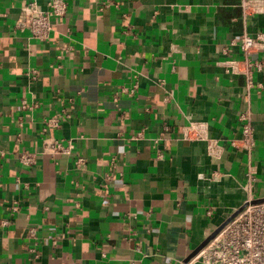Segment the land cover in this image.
Listing matches in <instances>:
<instances>
[{
  "label": "crops",
  "instance_id": "crops-1",
  "mask_svg": "<svg viewBox=\"0 0 264 264\" xmlns=\"http://www.w3.org/2000/svg\"><path fill=\"white\" fill-rule=\"evenodd\" d=\"M29 1L47 0H0V219L10 220L0 264H181L244 201L249 162L253 195L264 196V90L246 99L244 77L220 64L231 38L264 31V0L246 17L241 0H65L43 42L13 27ZM255 79L264 85V68ZM135 82L134 95L113 100ZM22 99L36 106L22 109ZM248 108L249 156L230 143ZM62 109L49 133L72 139L73 153L20 165L17 152L39 151L43 119ZM193 120L208 124L219 159L181 138Z\"/></svg>",
  "mask_w": 264,
  "mask_h": 264
},
{
  "label": "built area",
  "instance_id": "built-area-1",
  "mask_svg": "<svg viewBox=\"0 0 264 264\" xmlns=\"http://www.w3.org/2000/svg\"><path fill=\"white\" fill-rule=\"evenodd\" d=\"M111 2L108 0L102 5L107 7ZM240 7L244 17L249 13L262 10V5L259 4L258 0H241ZM66 13L67 2L65 0H47L44 8L36 1H29L21 5L13 27L17 31L28 32L32 39L41 42L47 41L58 19L66 15ZM234 47L238 49L239 57L231 56ZM62 48L63 52H65L70 47ZM221 53L225 56L220 61L223 71L244 77L246 99H248V94L252 89H256L258 93L264 90V85L255 79V75L264 68V31H257L254 35L246 31L242 32L238 37L231 38L228 44L222 47ZM61 55H57V59H60ZM37 74L38 71L36 69H30L28 72L29 77L34 80L37 78ZM157 83L164 89L165 82L163 80L160 79ZM137 87L138 84L136 82L130 86L120 85L114 91L113 100H116L122 94L134 95ZM165 99L167 98L165 97ZM35 106V104L28 103L24 99L20 101L22 109H32ZM62 116H68L64 109L61 110V113L43 119L41 148L39 151L26 148L19 150L16 159L20 165L25 167L33 166L37 163L38 155L40 154L55 157L58 154L71 155L73 153L74 144L72 139L56 137L49 133L51 130L60 127ZM238 120L240 122V137L232 139L230 143L233 147L244 151L249 156L255 146L251 110L248 108L245 111H241L238 115ZM163 129L167 130L168 126L166 124L163 125ZM180 134L185 141L203 142L206 153L210 158L219 159L221 157L222 147L215 138L209 135L206 122L189 121L181 126ZM142 137L143 130L141 129L130 135L129 139L138 140ZM83 162L84 158L79 155L73 159V164L78 167ZM111 162H113V159ZM199 177H202V175ZM107 178L111 177L108 176ZM216 178L217 173L214 171L212 179L216 180ZM255 179L254 167L249 162L247 163L246 182L244 184L247 192L246 198L240 206L229 213L226 219L233 215L230 220L191 259L202 264H264V200L255 201L264 199V196L255 197L253 195L252 185ZM18 210L19 206L17 203H13L10 211L16 212ZM207 214L210 215L211 210H208ZM9 222V218H1L0 227L7 226ZM36 230L35 226L27 227L29 237L34 238Z\"/></svg>",
  "mask_w": 264,
  "mask_h": 264
},
{
  "label": "water",
  "instance_id": "water-1",
  "mask_svg": "<svg viewBox=\"0 0 264 264\" xmlns=\"http://www.w3.org/2000/svg\"><path fill=\"white\" fill-rule=\"evenodd\" d=\"M264 199H258L255 201H262ZM233 216V215H232ZM230 216L228 219H226L221 225H219L215 230H213L208 236H206L201 243L195 248L193 249V251H191V253L185 257V259H183L181 264H186L206 243L207 241L214 236V234L226 223L230 220V218L232 217Z\"/></svg>",
  "mask_w": 264,
  "mask_h": 264
}]
</instances>
